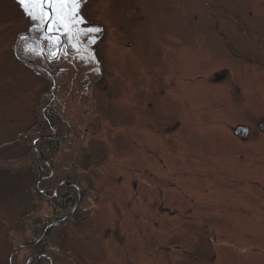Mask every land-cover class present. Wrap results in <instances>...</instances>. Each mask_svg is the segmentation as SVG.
Segmentation results:
<instances>
[{
	"label": "rangeland",
	"instance_id": "1",
	"mask_svg": "<svg viewBox=\"0 0 264 264\" xmlns=\"http://www.w3.org/2000/svg\"><path fill=\"white\" fill-rule=\"evenodd\" d=\"M206 3L239 17L254 36L209 13ZM47 7L48 32L65 41L62 55L76 51L92 63L87 164L95 208L89 219L67 227L72 260L192 264L195 256L193 264H207L213 251V264H264V193L249 183L264 182V48L257 43L264 45V0H81L83 22L71 31L56 23L53 6L0 0V144L29 128L38 94L51 91L13 52L19 35L41 32ZM32 25L37 28L29 30ZM59 37H45L51 55ZM38 45L20 39L17 55L26 59L28 51L33 59ZM70 74L57 77L58 87L71 84ZM79 83L84 90L86 82ZM72 96L62 95L58 107L70 125L76 114L85 119L87 107L76 100L77 108L65 113ZM25 151L15 144L0 160ZM28 184L18 195L0 185V264L13 251L5 235L29 208L28 201L21 204ZM166 208L186 218L172 221Z\"/></svg>",
	"mask_w": 264,
	"mask_h": 264
},
{
	"label": "trees",
	"instance_id": "2",
	"mask_svg": "<svg viewBox=\"0 0 264 264\" xmlns=\"http://www.w3.org/2000/svg\"><path fill=\"white\" fill-rule=\"evenodd\" d=\"M205 8L209 13L215 16L220 14L239 25V30L244 34L254 36L242 24L239 17L221 9L212 8L208 3L205 4ZM257 43L260 49L264 48L259 38ZM18 57L23 59L20 55ZM57 63L50 65L51 73H54ZM45 91L38 94L39 102L35 106L33 122L29 128L14 140L0 144V152L15 144H21L26 149L22 156L12 161L0 160V185L5 187L11 195L14 193L18 195L24 190V182L29 181L27 185L29 200L26 199L21 203L25 205L28 201L29 208L25 207L26 210L18 221L20 223L17 229L9 236L5 235V244L11 252L18 245L36 243L18 251L13 256V264H25L30 258L32 260L28 264H78L66 252V242L69 240H67L66 230L71 224L76 226L89 219L95 208L94 201L90 199V191L95 189L88 176L87 164L90 148L87 135L91 125L85 119L77 118H73L70 125L63 117L62 111L55 106L50 107L43 118L39 114V107L41 108L46 99ZM76 97L77 95L71 97V103L65 113H70L77 108ZM84 105L86 106L85 103ZM93 106L94 104L89 102V106L85 108V113L90 114H87L86 119L95 115L92 112ZM36 151L46 160V164L39 158ZM50 171L52 175L49 177ZM60 183L64 184L57 188ZM0 199L2 200L1 197ZM76 203L73 214L67 220L52 225L53 222L62 220ZM27 211L32 212V216L26 223L27 217H24L28 214ZM5 264H8V261Z\"/></svg>",
	"mask_w": 264,
	"mask_h": 264
},
{
	"label": "flooded vegetation",
	"instance_id": "3",
	"mask_svg": "<svg viewBox=\"0 0 264 264\" xmlns=\"http://www.w3.org/2000/svg\"><path fill=\"white\" fill-rule=\"evenodd\" d=\"M49 8V7H47ZM47 8H45V11L47 12ZM48 13V12H47ZM48 18H49V13H48ZM51 22H52V15H51ZM50 22V23H51ZM47 27V30H45V23L43 25V27L41 28V32L40 29L38 28V30L36 31V33L38 35H34L28 32H25L19 36H23V38L21 40H25L28 42H34L38 45V43L40 44L41 48V53L35 57H33V59H31L28 55V51H26V59H23L24 61L30 62L32 64H35L38 69L36 68H32L30 66H27L29 68H31L32 70L36 71L37 73L41 74L42 77H45L47 79V81L50 82V90L48 91V94L45 95V101L42 104L43 107V111H42V117L44 118L45 112L50 108V107H60V99H62V95H66V94H73V95H77L76 100H79V102L84 101L86 106H89V102H91L92 104H94L93 99L90 97V95L92 94V92H90V82H91V77L90 76H86L87 72H92V68L89 70L88 68L90 67V65L92 63H88V61H86V55L83 53H78L76 51H72V52H67L66 56L62 55V50L65 48L64 44L65 41L62 37H59L58 33L59 32H55L53 31V33H49V25ZM34 28H37L36 26L32 25L30 28H28L29 30H33ZM52 32V31H51ZM55 33V34H54ZM18 36V37H19ZM59 37L60 38V45H61V39H63L64 44L63 47L60 49V52L58 54V50L60 45L58 46V48H56V52L54 54L51 55L49 48H48V43L47 42H51L50 39H48V41H46L45 37L48 38H52V37ZM38 42V43H37ZM19 45V42L17 44V46ZM39 47V45H38ZM27 50H29V48L26 47ZM66 57V58H65ZM57 63V65L55 66L54 69V73H51L49 71L50 65H52V63ZM95 66V64L93 65V67ZM86 69V71H82ZM70 71L71 74L67 77V80L71 81L70 85H60L58 87V84L56 82L57 77L61 76L63 74V72H67ZM81 81H85L86 84H83L82 87H84V90H80L79 87H81V84L79 83ZM62 83V82H61ZM73 83V84H72ZM64 84V82L62 83ZM78 84V86L76 85ZM108 88V81L106 82L105 86L102 88V92L103 91H107ZM93 95V94H92ZM109 97V96H108ZM63 102V106L61 110L65 109V106L67 104V101H62ZM85 106V105H83ZM61 108V107H60ZM87 113H84V117L86 121H89V119H91V117H89V119L87 118ZM80 115L76 114V116H74L73 118H77V119H81L79 118ZM92 120H90L89 122H91ZM78 126V123H77ZM87 130L88 128L85 127ZM85 129V130H86ZM170 129H168L166 132H168Z\"/></svg>",
	"mask_w": 264,
	"mask_h": 264
},
{
	"label": "snow or ice",
	"instance_id": "4",
	"mask_svg": "<svg viewBox=\"0 0 264 264\" xmlns=\"http://www.w3.org/2000/svg\"><path fill=\"white\" fill-rule=\"evenodd\" d=\"M21 5L25 4H33V5H40V4H47L49 6H53V13L56 14V23L60 24L61 28L65 26L68 27V31H71V27L76 23H81L82 18L79 17L78 14V6L81 0H19ZM58 6V9L57 7ZM71 6V11L67 10L68 7ZM31 11H35L32 9ZM42 11V10H41ZM45 20V23H48V18L45 16L41 17ZM53 30H60L56 29L55 25L51 26ZM90 31H101L100 29H90Z\"/></svg>",
	"mask_w": 264,
	"mask_h": 264
},
{
	"label": "water",
	"instance_id": "5",
	"mask_svg": "<svg viewBox=\"0 0 264 264\" xmlns=\"http://www.w3.org/2000/svg\"><path fill=\"white\" fill-rule=\"evenodd\" d=\"M47 12L49 13V18H48V23H45V30H47V27H48V24L51 22V8L49 7V8H47ZM23 38V36H19V37H17V39L15 40V43H14V46H13V52H14V55H15V57L18 59V61L20 62V63H22V64H24L25 66H30V67H32V68H36V69H38V67L35 65V64H32V63H30V62H27V61H22V60H20L19 58H18V56H17V44H18V42H19V40L20 39H22ZM63 44H64V41H63V39H61V45H60V47H59V50H58V54H59V52H60V49L63 47ZM39 140H41V138L39 139ZM33 147H35V142H33ZM36 153H37V155L39 156V158L46 164V160L36 151ZM52 175V172L50 171V175H49V177ZM62 184H64V183H60L58 186H57V188H59ZM55 193H56V191L53 193V196H55ZM78 201H79V197H78ZM77 201V202H78ZM76 206H77V203H76V205H75V207L62 219V220H60V221H57V222H55L54 224H52V225H55V224H60V223H62V222H64L65 220H67L72 214H73V212H74V210H75V208H76ZM52 225H50V226H52ZM49 226V227H50ZM48 227V228H49ZM47 228V229H48ZM46 231V230H45ZM44 234H45V232L42 234V236H41V238H40V240L43 238V236H44ZM34 244H36V243H32V244H23V245H19L16 249H14L13 251H12V253L10 254V256H9V258H8V263L9 264H12V259H13V256L14 255H16L17 254V252L19 251V250H21V249H23V248H26V247H28V246H30V245H34ZM32 259L30 258L28 261H27V263L26 264H28L30 261H31Z\"/></svg>",
	"mask_w": 264,
	"mask_h": 264
},
{
	"label": "crops",
	"instance_id": "6",
	"mask_svg": "<svg viewBox=\"0 0 264 264\" xmlns=\"http://www.w3.org/2000/svg\"><path fill=\"white\" fill-rule=\"evenodd\" d=\"M177 127H178V123H175L174 122V126H173V129L175 128V129H177ZM263 129H264V126L262 127ZM236 133V132H235ZM248 139H249V135L246 133V140L248 141ZM246 141V142H247ZM189 175H190V173H188ZM249 183H250V185H251V187H255V185H261V191L264 193V182H258L257 180L256 181H249ZM255 183H257V184H255ZM253 200H255V197L253 198ZM166 209H168L169 211V215H168V218L169 219H172V221L173 220H179V221H181L182 220V218L184 217V218H186L185 216H184V213H183V215L182 214H177L175 211H172L171 209H169V208H166ZM239 211H240V213H242V212H244V210L243 209H238ZM187 211V210H186ZM185 211V212H186ZM174 212V213H173ZM187 212H191L190 210H188ZM173 213V214H172ZM251 212L249 211V209H247L245 212H244V214L247 216V215H249ZM189 220V219H188ZM177 223H179V222H177ZM176 223V224H177ZM205 224V223H204ZM203 226H205V225H200V226H198V228H200V227H203ZM185 227H190L189 225H186ZM197 227H196V229H198ZM264 241V240H263ZM187 243L188 244H194L195 243V241L193 240V239H188L187 240ZM215 243H212V245H214ZM208 245L210 246L211 244L210 243H208ZM217 245V244H216ZM210 252H212V254H211V256H209L208 258H206V262H207V264H213L215 261H216V259H217V257H216V255L213 253V251H210ZM192 256V255H191ZM192 259V264H193V261L194 262H196L195 260H197V258L194 256V257H192L191 258ZM197 263V262H196Z\"/></svg>",
	"mask_w": 264,
	"mask_h": 264
}]
</instances>
